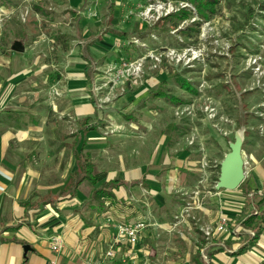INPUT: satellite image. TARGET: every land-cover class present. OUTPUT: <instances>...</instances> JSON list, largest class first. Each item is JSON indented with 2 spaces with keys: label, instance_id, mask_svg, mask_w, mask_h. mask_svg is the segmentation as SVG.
<instances>
[{
  "label": "rangeland",
  "instance_id": "374dc122",
  "mask_svg": "<svg viewBox=\"0 0 264 264\" xmlns=\"http://www.w3.org/2000/svg\"><path fill=\"white\" fill-rule=\"evenodd\" d=\"M9 56L16 62H4ZM85 64L93 77L91 92L86 91L96 99V114L103 116L101 133L131 139L130 121L150 122L140 125L149 130L153 124L155 131L170 121L192 151L195 176L186 181L195 188L202 159L221 163L241 131L249 160L246 178L233 194L222 195L234 205L245 203V216L264 217V187L247 186L254 168L264 166V0H220L208 18L187 0H0V76L31 73L24 88L34 94L26 102L33 100L38 111L44 110L47 126L56 124L62 133L75 132L80 117L54 116L49 108L55 97L50 101L46 89L55 79L60 88L82 78ZM179 79L194 91L183 89ZM158 92L168 97L161 99ZM53 93L60 96L57 89ZM207 103L218 108L214 120L203 110ZM178 106H191L193 114L176 115ZM220 167L201 185L212 197H220L210 186ZM257 228L244 225L243 239L251 241ZM163 235L160 248L165 247ZM258 241L253 247L264 254Z\"/></svg>",
  "mask_w": 264,
  "mask_h": 264
},
{
  "label": "crops",
  "instance_id": "0c3cea01",
  "mask_svg": "<svg viewBox=\"0 0 264 264\" xmlns=\"http://www.w3.org/2000/svg\"><path fill=\"white\" fill-rule=\"evenodd\" d=\"M4 62L12 64L16 57ZM82 67V78H71L60 88L55 79L46 89L50 101L55 97L49 108L54 116L80 117L72 133H62L56 124L47 126L44 110L38 111L32 99L26 102L34 94L24 88L31 73L0 76V264H115L128 250L117 245L115 257L107 258L115 224L141 220L150 226L140 235L136 264H260L264 254L253 247V239H243L248 214L234 213L233 203L222 195L235 191L222 189L220 197L203 190L196 194L197 187L186 181L195 172L182 130L176 133L170 121L165 128L155 131L152 124L148 130L150 122L138 119L128 122L134 128L131 139L121 133L103 135L102 113L96 114V99L86 91L91 92L93 83L91 67ZM88 162L94 165L95 182L77 178L89 170ZM252 175L247 186L263 188L264 166L257 165ZM114 180L118 186L104 187ZM223 209L232 217L231 225L239 227L236 238L226 234L220 241L206 239L201 227L214 223ZM162 233L165 247L160 248ZM55 234L64 239L58 254L49 243ZM258 239L264 247V232ZM25 245L31 249L25 251Z\"/></svg>",
  "mask_w": 264,
  "mask_h": 264
},
{
  "label": "built area",
  "instance_id": "2783aa9c",
  "mask_svg": "<svg viewBox=\"0 0 264 264\" xmlns=\"http://www.w3.org/2000/svg\"><path fill=\"white\" fill-rule=\"evenodd\" d=\"M253 62L258 63V59H254ZM203 110L206 113L208 119L210 120L216 119L218 115L217 106L213 105L212 103H207L204 106ZM185 111H187L189 114H193V108L191 106H188V107L178 106L176 108V115H182ZM194 142H195V139H192L189 142V145L194 144ZM204 158L205 159H202V161L200 162L199 170L201 174L200 175L201 179L199 181V185H197V189L195 191L196 194L200 193V191L202 190L201 185L202 184L204 185V183L208 182L213 171L216 170L219 165H221V163L218 164L217 161H215L213 165H209L206 160V157ZM244 159H245V171L247 173V165L249 163V160L247 159V156L245 155V153H244ZM217 181H214L213 184H210V186H212L213 189H215L216 194L219 193L217 192V188H216ZM230 204L231 203H229V206ZM244 206H245V203L243 202L238 205H234L233 206L234 213H238V214L242 213ZM231 222H232V217L230 216L229 213H227L223 209L219 212L217 220L210 225H205L201 227V231L203 233V236L206 239H210V240H217V241L221 240L226 234H230L232 235L233 238H236L239 227L232 226ZM148 226H150V224L149 222L145 220L138 221L137 223L133 225H123V224H118V223L115 224L116 235H115L113 245L109 248V250L106 253L107 258L115 257L116 246L125 244L128 247L126 255H124L115 264H136V254H137L136 246L138 244L142 231H144ZM49 243H50L51 250L55 254L60 253L64 247V239L59 234L52 235L49 238ZM50 264H59V262L57 260H52Z\"/></svg>",
  "mask_w": 264,
  "mask_h": 264
},
{
  "label": "water",
  "instance_id": "95a60500",
  "mask_svg": "<svg viewBox=\"0 0 264 264\" xmlns=\"http://www.w3.org/2000/svg\"><path fill=\"white\" fill-rule=\"evenodd\" d=\"M17 48V44L15 45ZM244 138L241 131H237L234 141L229 142L230 151L226 153L221 162L220 175L216 184L218 190H236L245 181V159L243 151ZM25 251L31 249L24 246Z\"/></svg>",
  "mask_w": 264,
  "mask_h": 264
},
{
  "label": "trees",
  "instance_id": "16d2710c",
  "mask_svg": "<svg viewBox=\"0 0 264 264\" xmlns=\"http://www.w3.org/2000/svg\"><path fill=\"white\" fill-rule=\"evenodd\" d=\"M191 1L196 9V12L199 16H203L205 18H208L209 13H213L216 9V5L219 3L220 0H187ZM185 14H188L186 10H182ZM181 86L189 91H194V89L189 85L187 81L184 79L178 80ZM85 166L88 167L89 170L83 169V174H79L77 178H80L82 180H89L90 182H95V176L93 174V167L94 165L91 162L85 163ZM243 184V183H242ZM242 184L239 188H241ZM119 185L118 180H114L111 182H107L104 184V187H116ZM248 191V190H247ZM245 213V210L243 211ZM245 226L247 227H255L257 226V233L253 237V242L259 238V236L263 232V224H264V217H258V215H251L246 218L244 221Z\"/></svg>",
  "mask_w": 264,
  "mask_h": 264
},
{
  "label": "bare ground",
  "instance_id": "6f19581e",
  "mask_svg": "<svg viewBox=\"0 0 264 264\" xmlns=\"http://www.w3.org/2000/svg\"><path fill=\"white\" fill-rule=\"evenodd\" d=\"M236 134V133H235Z\"/></svg>",
  "mask_w": 264,
  "mask_h": 264
}]
</instances>
